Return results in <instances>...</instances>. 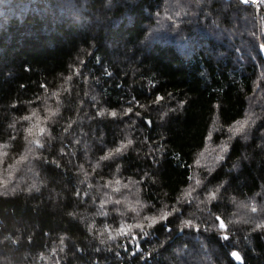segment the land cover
<instances>
[{
  "label": "trees",
  "instance_id": "obj_1",
  "mask_svg": "<svg viewBox=\"0 0 264 264\" xmlns=\"http://www.w3.org/2000/svg\"><path fill=\"white\" fill-rule=\"evenodd\" d=\"M258 12L0 0V264H264Z\"/></svg>",
  "mask_w": 264,
  "mask_h": 264
},
{
  "label": "rangeland",
  "instance_id": "obj_2",
  "mask_svg": "<svg viewBox=\"0 0 264 264\" xmlns=\"http://www.w3.org/2000/svg\"><path fill=\"white\" fill-rule=\"evenodd\" d=\"M224 1H231V0H224ZM236 1H238L241 5H243V6H249V5H245L244 3H242L240 0H236ZM261 54V53H260ZM262 55V54H261ZM254 210H252V212H253ZM217 225H218V227L221 229V227H220V221H218L217 220V223H216ZM194 229L195 230H197V226H194ZM133 237H136V235H131V236H128L127 234H124V235H122V238H121V240H120V242H121V245L123 246V249L124 248H126V249H128V250H130L131 252H133L132 254H134V253H136V252H138L137 251V248H138V246H137V243L139 242V238L138 237H136V239H133ZM144 238H147V239H149V237H147V236H144ZM141 240V239H140ZM126 241H128L129 242V244H127L126 243ZM141 254H144V253H141Z\"/></svg>",
  "mask_w": 264,
  "mask_h": 264
},
{
  "label": "built area",
  "instance_id": "obj_3",
  "mask_svg": "<svg viewBox=\"0 0 264 264\" xmlns=\"http://www.w3.org/2000/svg\"><path fill=\"white\" fill-rule=\"evenodd\" d=\"M245 5H249L254 8L256 17H259V7L264 8V0H248L247 3L243 2V0H240ZM258 31L260 35L259 40V51L262 55H264V24H258Z\"/></svg>",
  "mask_w": 264,
  "mask_h": 264
},
{
  "label": "snow or ice",
  "instance_id": "obj_4",
  "mask_svg": "<svg viewBox=\"0 0 264 264\" xmlns=\"http://www.w3.org/2000/svg\"><path fill=\"white\" fill-rule=\"evenodd\" d=\"M243 2L247 3L248 0H243ZM160 99H161V97L158 96L157 97V100H160ZM165 219H166V217H165ZM217 220L220 221V227H221V229H224L225 228V225H224L223 220H221L220 217H217ZM121 231H123V229H121ZM133 239H136V237H133ZM224 239H227V237L225 236ZM138 250H139V248H137V251ZM232 256H233L234 259H236L238 262H240V264H242V258L239 256L238 253L233 252L232 253Z\"/></svg>",
  "mask_w": 264,
  "mask_h": 264
},
{
  "label": "water",
  "instance_id": "obj_5",
  "mask_svg": "<svg viewBox=\"0 0 264 264\" xmlns=\"http://www.w3.org/2000/svg\"><path fill=\"white\" fill-rule=\"evenodd\" d=\"M178 235H181V232H179Z\"/></svg>",
  "mask_w": 264,
  "mask_h": 264
}]
</instances>
